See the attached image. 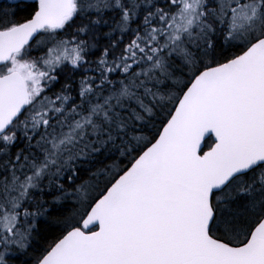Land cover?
<instances>
[{
    "label": "snow or ice",
    "instance_id": "1",
    "mask_svg": "<svg viewBox=\"0 0 264 264\" xmlns=\"http://www.w3.org/2000/svg\"><path fill=\"white\" fill-rule=\"evenodd\" d=\"M0 264H264V0H0Z\"/></svg>",
    "mask_w": 264,
    "mask_h": 264
}]
</instances>
